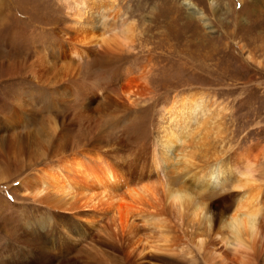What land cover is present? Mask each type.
Here are the masks:
<instances>
[{"label":"rangeland","instance_id":"obj_1","mask_svg":"<svg viewBox=\"0 0 264 264\" xmlns=\"http://www.w3.org/2000/svg\"><path fill=\"white\" fill-rule=\"evenodd\" d=\"M112 2L120 9L117 22L130 27L118 36L125 43L117 37L121 45L88 47L74 57L79 43L67 0H0V264H122L124 256L128 264H208L221 254L227 264H262L264 0ZM197 92L211 96L212 120L192 124L164 175L190 188L207 163L218 161L226 173L218 187L203 188L200 216L191 209L170 212L169 237L184 242L182 248L145 249L150 254L137 257L141 248L133 249L129 235L116 239L114 249L102 247L108 240L103 214L94 230L85 226L99 209L68 210L48 205L49 198L38 203L21 187L71 144L105 153L121 170L139 174L157 144L163 108ZM239 200L258 212V236L245 238L242 247L225 228L240 211Z\"/></svg>","mask_w":264,"mask_h":264},{"label":"bare ground","instance_id":"obj_2","mask_svg":"<svg viewBox=\"0 0 264 264\" xmlns=\"http://www.w3.org/2000/svg\"><path fill=\"white\" fill-rule=\"evenodd\" d=\"M66 6L73 14L74 23L71 30L76 31L79 43L75 47L76 50L72 51L74 57H78V52L84 53V49L88 47H92L91 49L97 47L108 51L111 45L120 42L119 35L124 37L130 31L129 26H126L123 22H117L116 18H119L120 9L116 7L112 0H67ZM186 6L190 7L187 1ZM116 30L120 31L117 32ZM117 37L118 41L116 40ZM115 41L117 42L115 43ZM111 49L113 50V48ZM123 92L121 94H124ZM131 92L129 90L125 92L126 99L131 98ZM177 98L170 100L168 105L163 108V113L159 117L160 134L156 138L157 144H155L149 155L148 163L143 164L140 171L137 170L139 174L126 173L116 163L106 159L109 157L105 153L94 149H86L74 143L75 147L72 144L71 146H65L64 151L68 152L65 155L64 153L61 154L54 163L50 165L43 164L31 178H23L21 187L27 195L32 197L33 201L38 203L48 201L49 198L48 205L51 202L59 204V206L69 205L66 207L68 210L77 209L81 205L88 209H99V211L94 210L98 215H93L94 217L89 219L88 216L85 218L87 220L85 226L86 230H94L98 223L97 218H101V214H103L101 218L103 225L100 226L102 233L108 240L104 241L102 247L114 249L117 247L116 239L123 235H129L133 237L131 244L134 247L133 249L141 248V251L137 249L139 251L137 257L145 249L158 251L160 249L166 250V247L170 246L171 250H175L180 245V248H182L184 242L182 244H180L181 242L175 243L169 237L171 233L168 222L171 218L170 212L182 214V211L191 209L196 218L200 216L205 207L203 201L200 200V194L212 186L218 187L226 172L218 161L207 163L200 167V171L194 175L192 187L190 188L187 185V187H176L164 175L166 166L172 165L169 162L178 157L177 147L191 133L192 124H208L210 119L212 120L207 114L209 111L208 99L211 98L208 94L202 92L186 93ZM162 123L166 125L161 126ZM251 158L255 159L254 156ZM247 161L249 162L250 159L246 160V164ZM253 165L255 164L253 163ZM248 171L246 169V174ZM61 193H68L73 198L63 199ZM241 200H239V203L238 200L236 201L238 203L236 208L240 211L232 214L229 221L226 224L224 223L225 228L228 230V238L239 247L244 245L245 238L254 242V239L258 236L256 227L258 212L254 209L256 207H253L256 203H252V205L254 204L252 206L254 210H251L250 207L247 209ZM251 200L255 201L254 198H251ZM99 206H105L109 209L106 211L98 208ZM92 214H95V212ZM177 218L179 219V217ZM138 220L141 223H137ZM224 224L222 223L223 226ZM258 227L260 228V226ZM248 246L251 247V244L249 243ZM248 246L246 248H249ZM242 250L244 251V249ZM147 253V255L150 254ZM209 253L207 254L209 255ZM221 255L215 257L211 255L213 258H208L206 261H209L208 264H227L226 258L221 257ZM124 257L121 260L119 259V263L123 264L125 262L124 264H128ZM140 259L145 261V258ZM262 259V264H264V257ZM127 260L129 261V259ZM240 261L236 264L241 263Z\"/></svg>","mask_w":264,"mask_h":264}]
</instances>
